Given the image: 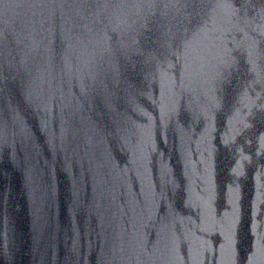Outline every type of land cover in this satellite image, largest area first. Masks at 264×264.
<instances>
[{
    "label": "water",
    "instance_id": "1",
    "mask_svg": "<svg viewBox=\"0 0 264 264\" xmlns=\"http://www.w3.org/2000/svg\"><path fill=\"white\" fill-rule=\"evenodd\" d=\"M0 264H264V0H0Z\"/></svg>",
    "mask_w": 264,
    "mask_h": 264
}]
</instances>
